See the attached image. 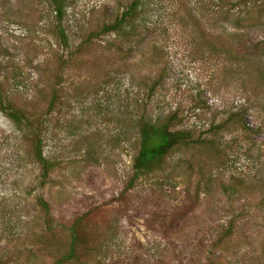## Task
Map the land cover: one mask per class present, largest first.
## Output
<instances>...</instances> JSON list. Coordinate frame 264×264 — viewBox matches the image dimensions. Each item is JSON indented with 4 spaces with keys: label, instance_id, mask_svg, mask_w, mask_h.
<instances>
[{
    "label": "rangeland",
    "instance_id": "obj_1",
    "mask_svg": "<svg viewBox=\"0 0 264 264\" xmlns=\"http://www.w3.org/2000/svg\"><path fill=\"white\" fill-rule=\"evenodd\" d=\"M129 1L66 0L57 19L0 0V101L36 108L51 165L0 109V264H264V0H138L103 32ZM140 117L192 142L126 188Z\"/></svg>",
    "mask_w": 264,
    "mask_h": 264
},
{
    "label": "trees",
    "instance_id": "obj_2",
    "mask_svg": "<svg viewBox=\"0 0 264 264\" xmlns=\"http://www.w3.org/2000/svg\"><path fill=\"white\" fill-rule=\"evenodd\" d=\"M51 10L54 13L55 18L59 19L64 11L66 0H47ZM138 0H130L129 3L122 9L117 16L114 17L113 21L102 28V31H117L123 32L126 29L131 28L133 25L131 20L136 16V10ZM230 7H234L233 3H230ZM52 96V95H51ZM52 99V98H51ZM51 103L48 104V107ZM47 107V108H48ZM0 109L3 110L4 114L13 119L17 124L18 121L24 120V124L28 127V130L32 133L33 142L31 144L32 157L36 159L39 163V166L43 169V175L45 176L48 172L49 163L45 162L44 158L41 155V137L36 123H33L37 115L36 108L28 114L23 113L19 108H16L11 103L2 104L0 101ZM242 111H233L230 113V116L233 118L241 119ZM173 119L171 117L169 121L156 123L150 122L148 119L138 118L136 121V128L138 131V139H137V147L134 155L131 160V169L134 173L128 183L126 184V188H129L132 185V182L136 178L137 173H149L151 171H155L161 168V164L163 159L172 152L177 146H181L182 144H189L190 134L187 131L177 130L170 127V121ZM168 120V119H167ZM225 122L218 123L211 127L213 130H220L225 128ZM244 123H241L240 129L248 130ZM41 202V200H39ZM46 203L41 202V206H46ZM77 221H74L69 226V241L67 243L65 249L64 257L70 259L71 257L76 256L79 251L76 249L83 243L85 237L82 235L81 231L77 229ZM77 257V256H76Z\"/></svg>",
    "mask_w": 264,
    "mask_h": 264
}]
</instances>
